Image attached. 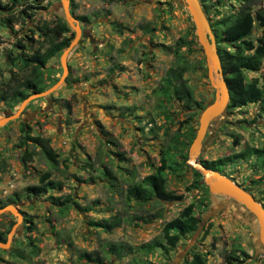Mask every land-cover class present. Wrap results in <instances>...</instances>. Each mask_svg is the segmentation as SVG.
Here are the masks:
<instances>
[{"label":"rangeland","instance_id":"obj_1","mask_svg":"<svg viewBox=\"0 0 264 264\" xmlns=\"http://www.w3.org/2000/svg\"><path fill=\"white\" fill-rule=\"evenodd\" d=\"M58 1L0 0L4 7H0V117L20 103L9 106L7 102L10 88L28 75L18 54L45 47L44 26L62 19L60 8L53 9ZM251 1L256 2L254 7L264 5V0ZM199 2L209 23L240 5L239 0ZM68 8L83 29L66 54L63 83L47 96L28 102L17 117L0 126V207L9 201L6 205L14 204L21 212L7 247L0 248V264H98L77 253H100L107 243L123 249L102 253L99 264H187L192 253H200L206 264H226L223 256L236 244L247 256L231 264H264L243 207L224 194L212 195L192 186L189 164L186 159L181 163L198 113L215 94L183 4L179 0H68ZM179 37L185 39L182 58L193 66L183 78L201 109L186 108L174 100L160 105L153 93L174 61L172 49ZM60 54L43 68L46 86L61 75ZM243 75L245 81L255 77L258 85L264 84V57L258 71L246 70ZM26 133L48 140L57 154L56 166L51 168L38 147L23 139ZM175 134L188 143L171 154L170 161L180 165L165 170L166 189L180 197L143 204L127 199V183L153 172L161 150ZM247 147H264V110L256 102L225 110L212 121L197 160H212ZM22 151L31 154L24 164L19 158ZM101 162L111 169L112 177L106 179L91 170ZM221 169L264 208V158L250 155ZM46 171L50 179L60 182L59 188L40 195L23 192ZM58 196H67L66 208L53 202L52 197ZM190 203L199 219L197 231L180 235L166 251L154 248L142 254L136 250L145 241H163V223ZM85 205L91 208L80 209ZM112 215H118L121 223L107 232L88 224ZM15 221L14 215L2 212L0 230H10Z\"/></svg>","mask_w":264,"mask_h":264},{"label":"trees","instance_id":"obj_2","mask_svg":"<svg viewBox=\"0 0 264 264\" xmlns=\"http://www.w3.org/2000/svg\"><path fill=\"white\" fill-rule=\"evenodd\" d=\"M203 2V0H201ZM239 9L235 12L228 13L220 18L215 19L210 23V27L215 39L216 50L220 59L221 74L226 83L229 92V99L225 110H230L238 105H243L248 102H256L258 107L264 110V84L258 85L255 77L249 81L244 80L243 72L258 71L264 57V5L254 7L256 2L251 0H239ZM2 7V5H0ZM203 11L205 9L202 6ZM4 8V7H2ZM0 8V9H2ZM6 8V7H5ZM8 8V7H7ZM207 14V12H205ZM7 17L6 20H10ZM47 32L48 40L44 48L36 49L31 54L19 53L18 59L22 64L28 68L27 77L20 80L15 86L11 87L8 105L12 106L15 103L21 102L26 96L31 93L39 92L47 88L43 80V68L47 61L58 54L67 47L72 39L73 33L67 26L66 22L57 17L56 23L53 26H44ZM258 33L254 36L255 30ZM67 33V35H65ZM185 44V39L179 37L172 49L174 61L172 65L165 71L159 79L158 85L153 89V93L161 104L172 102L183 103L186 108L196 107L201 109L199 102L193 97L190 87L187 85L186 79L183 75L186 71L193 68L188 60L182 58L180 48ZM3 97H0V100ZM193 132L189 133V140H191ZM24 140H29L39 149L40 154L50 164L51 168L57 164V154L49 146L48 140L39 135L31 136L27 133L24 135ZM178 140L177 134L172 135L166 142L164 148L160 152L158 165L153 172L142 176L140 179H131L126 185L125 194L127 199H133L136 203L143 204L148 201H167L177 199L180 196L171 193L166 189L165 170H172L173 164L179 166L180 163L170 161L173 150L180 149L187 146L188 142ZM234 143L237 139L234 138ZM255 155L264 158V147H247L244 150L217 157L212 160H204L201 163L208 168L213 169L221 174H224L221 166L227 162H233L236 159L246 158L247 156ZM187 154L183 153L182 164L186 159ZM20 162L28 161L31 158L30 152L22 151L20 154ZM90 165V163H88ZM190 171L193 174L192 186L201 188L207 193L206 186L202 183L201 174L192 168ZM116 168H120L117 166ZM95 174L105 177L106 179L112 177L111 169L106 163H100L98 166L91 169ZM225 175V174H224ZM52 187H60V182L49 178V172H43L38 176V182L25 186L22 190L30 195H40ZM53 202L61 209L66 208L68 199L67 196L52 197ZM3 202L2 205H6ZM77 207V203H71ZM79 208V207H77ZM90 205H85L82 210H89ZM199 219L193 215V204L184 206L174 218L164 222L161 228L163 241L160 239H151L139 244L136 250L142 254L149 252L154 248L167 250L173 247L178 238L182 234H189L194 232L198 227ZM121 223V218L118 215H112L106 218H100L95 221H88L89 225L96 226L104 232H107L118 226ZM9 228L0 230V241L6 240V234ZM256 244V243H255ZM123 246L115 245L113 243L104 245L100 253L97 250L79 251L77 256L86 260L100 263L102 253L118 252L122 250ZM100 254V255H99ZM246 257L247 254L242 250L238 244L226 252L223 256V262L231 264L232 261L240 260V257ZM187 264H206L204 257L200 253H192L191 258Z\"/></svg>","mask_w":264,"mask_h":264},{"label":"water","instance_id":"obj_3","mask_svg":"<svg viewBox=\"0 0 264 264\" xmlns=\"http://www.w3.org/2000/svg\"><path fill=\"white\" fill-rule=\"evenodd\" d=\"M179 1L186 8L193 22L196 40L201 48L205 60L207 61L209 82L213 86L215 92L214 98L198 113L197 126L188 146L186 163L201 174L202 183L206 186L209 193L212 195L216 193L224 194L229 197L233 203H239L243 207L249 220L248 223L254 229V240L257 251L264 254V208L262 205L247 189L237 183H234L220 172L206 168L203 163L197 160V155L204 134L209 129L210 123L223 113L229 99V92L221 74L220 59L216 50L215 39L210 23L205 12L201 8L199 0ZM58 7L61 10L60 16L73 33L72 39L60 54V65L62 69L61 75L52 85L48 86L44 90L31 93L22 99L15 111L12 112L9 109L3 111V114L0 117V126L17 117L23 109V106L28 102L38 97L47 96L49 93L58 88L64 81L66 74V54L77 43L82 34V29L69 11L68 0H59L58 3L53 5V9H57ZM2 212H8L16 218V223L6 234V240L4 242L0 241V248H6L12 233L19 226L21 212L14 206V204H8L0 207V214Z\"/></svg>","mask_w":264,"mask_h":264},{"label":"flooded vegetation","instance_id":"obj_4","mask_svg":"<svg viewBox=\"0 0 264 264\" xmlns=\"http://www.w3.org/2000/svg\"><path fill=\"white\" fill-rule=\"evenodd\" d=\"M83 26V25H82ZM83 29V28H82Z\"/></svg>","mask_w":264,"mask_h":264}]
</instances>
